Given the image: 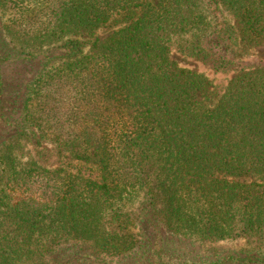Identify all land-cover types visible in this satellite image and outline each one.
I'll use <instances>...</instances> for the list:
<instances>
[{"label":"trees","instance_id":"1","mask_svg":"<svg viewBox=\"0 0 264 264\" xmlns=\"http://www.w3.org/2000/svg\"><path fill=\"white\" fill-rule=\"evenodd\" d=\"M262 44L264 0H0V264H264Z\"/></svg>","mask_w":264,"mask_h":264},{"label":"rangeland","instance_id":"2","mask_svg":"<svg viewBox=\"0 0 264 264\" xmlns=\"http://www.w3.org/2000/svg\"><path fill=\"white\" fill-rule=\"evenodd\" d=\"M171 58L182 68L188 69L195 73L204 74L214 84H226L227 81H229L233 77V75H228V76L215 75L213 74L211 70L206 68V66L202 64L201 62L184 58L176 53H173L171 55ZM238 58L242 60H247V61L264 60V44L254 49H250L244 53H243V50H241V53H239ZM44 146L48 149H52L51 144H45ZM183 242L184 241H182V243L177 242V250H180L181 252L184 251L185 252L184 256L188 258L191 264H199L200 261L196 257V254L198 252L200 253L201 249L198 248V246H191L188 243H183ZM209 247L210 246L208 245L202 249H208ZM213 247H217V249L221 252V255L225 257L229 256L230 254H234L237 251L243 250V251L248 252L251 250V245H249L244 240L221 242V243L214 244ZM203 255H205V250H203ZM228 264H231V263H228ZM236 264H239V263H236Z\"/></svg>","mask_w":264,"mask_h":264}]
</instances>
